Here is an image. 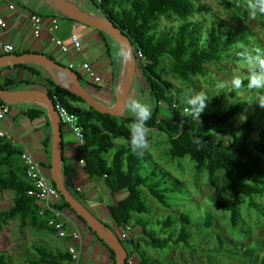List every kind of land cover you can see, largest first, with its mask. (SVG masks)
I'll use <instances>...</instances> for the list:
<instances>
[{
	"label": "trees",
	"instance_id": "trees-1",
	"mask_svg": "<svg viewBox=\"0 0 264 264\" xmlns=\"http://www.w3.org/2000/svg\"><path fill=\"white\" fill-rule=\"evenodd\" d=\"M91 1L97 4L108 22L116 25L129 37L136 55L141 53L144 57L139 67L146 80L148 92L155 102L147 127L149 130L155 129L164 133L170 146L166 152L167 156L172 160L189 158L194 163L196 176L207 175L208 185H215L218 174L225 175L226 185L222 191L225 195H230V201H213V203L222 213L229 215L233 230L244 233L241 221L244 199L249 202L250 208L259 212L263 210L256 203L257 198L264 197V166L261 162V157H264V119L258 121L263 107L258 103L254 104L255 113L246 118L238 131L231 130L232 140L229 144H225L223 139L216 142L215 136L221 135L244 112V102H237L220 110L217 107L223 102L222 98L212 108L206 106L200 121L190 119L184 115V109L190 107L184 103V99L188 96L180 94L171 83L161 79L156 69L162 67L164 61H170L171 70L181 78L203 74L206 65L219 63L230 48L239 41H244L239 38L243 39L246 35L242 31L231 30L224 35L222 24L217 22V27L206 30L202 38V33L197 27L184 23L178 29L175 48L170 49L167 42L154 41L156 21L169 13L181 19L188 18L195 11L190 0H129V4L128 0ZM191 26L193 28L190 34ZM200 43L201 47H199ZM195 47L198 49L193 51ZM11 68H25V65L11 66ZM29 71L33 75H40L35 70L29 69ZM78 76L82 83V77ZM242 82L243 86L240 89L235 87L232 89L230 98H235L240 90L247 87V80ZM17 83L20 84L8 78L0 87L3 90H11V87ZM45 87L55 104L65 107L79 119L85 144L79 147L77 157L79 161H86L87 174L93 179L104 178L112 194L128 192L125 200L110 207V213L120 228L131 226L134 230L129 240L122 241L128 251V259L131 249L138 255L137 264H164L149 256L144 247L160 252L176 247L190 250L193 218L184 212H181L179 217L172 215L173 212L170 211L176 204L170 201L173 192L168 186L166 177L159 178L156 172L147 176L142 175L144 155L137 156L131 151L128 125L135 116L131 117L124 113L122 117H114L97 112L88 107L82 98L58 85L51 77L46 79ZM0 103L5 104L1 100ZM160 103L164 104L170 113V118L167 120L160 116ZM79 105L86 108L83 109ZM28 115L34 119L42 116L43 113L30 112ZM64 127L63 125L62 129ZM121 139L128 142L129 146L118 145L117 141ZM0 150L5 154L3 164L10 167L5 172L0 171V194L10 191L16 195L14 207L0 213V226L19 217L23 225L30 221L38 230L56 234L55 230L49 227L52 214L41 215V205L34 197L28 195L31 184L27 179L26 168L20 162L22 151L4 138H0ZM52 185L56 188L53 181ZM145 189L154 201L169 211L163 214V219L159 217L156 220L151 215V206L143 202L142 194ZM57 208L67 209L77 216L64 197ZM78 218L87 226L82 218ZM214 223L215 213L209 210L203 228L210 229ZM136 228H140L142 232L135 233ZM219 241L221 248L226 249L225 240L219 237ZM36 250L40 258L31 264H61L70 258L68 251L53 254L40 247ZM0 264L13 263L5 254L0 253ZM260 264H264V256Z\"/></svg>",
	"mask_w": 264,
	"mask_h": 264
},
{
	"label": "rangeland",
	"instance_id": "rangeland-1",
	"mask_svg": "<svg viewBox=\"0 0 264 264\" xmlns=\"http://www.w3.org/2000/svg\"><path fill=\"white\" fill-rule=\"evenodd\" d=\"M127 3L129 4L130 1L128 0ZM248 3L249 0H190L192 8L195 9L191 16L181 19L169 13L156 21L153 33L155 42L163 40L168 43L170 49L175 48L178 29L184 23L197 27L202 33V38L206 30L217 27V22L222 24L224 35H227L230 30L242 31L246 35L243 39L239 38L244 41H239L237 45L230 48L219 63L206 65L203 74L190 75L186 79L181 78L171 70L172 62L170 61H164V65L156 69L161 79L171 83L180 94L188 96L184 99L185 104L189 98L199 93L209 97L207 106L211 108L223 98V102L217 107L220 110L237 102H244L245 110L241 116L235 119L221 135L215 136L216 142L223 139L225 144H229L232 140L231 130L238 131L246 118L255 113L254 104L258 103L257 97L264 94V90L245 87L236 94L235 98L229 97L234 88L231 84L232 77L235 75L242 81L247 80L251 72L245 59H241L242 56L264 53V15L257 13L255 17L251 16ZM187 34L189 35L188 32ZM194 49L198 48H193V51ZM141 75L143 76L142 70L138 67L135 88L139 86L141 92L146 94L147 83L143 76L146 85H141ZM57 79L59 80V75ZM147 103L152 105V102ZM161 107L164 108L163 113H168L164 104ZM127 115L134 116L130 111ZM166 115L170 118V114ZM263 119L264 107L261 109L258 121ZM73 136L76 139L74 134ZM148 141L149 147L144 153L145 164L141 174L147 176L149 173L156 172L159 178L166 177L168 186L173 192L170 201L176 204L170 212H173L172 215L176 217H179L181 212L190 215L194 220V226L191 228L192 248L190 250L176 247L160 252L144 247L146 253L164 264H260L264 256V197L256 199V203L263 208L261 212L250 208L249 202L244 199L241 221L245 232L235 231L232 229L229 215L222 213L213 203V201H230V195H225L222 191L226 185L225 175L218 174L215 185L210 186L207 183L206 174L196 176L194 163L189 158L172 160L167 156L166 152L170 146L164 133L152 131L148 134ZM124 145L129 146V143L124 141ZM4 158L5 154L0 150L1 172L10 168L3 164ZM261 162L264 166V157H261ZM49 183L52 184V181ZM142 195L143 202L151 206V215L156 220L159 217L163 219V214L169 212L154 201L146 189ZM15 198L14 192L1 193L0 213L14 207ZM209 210L215 213V223L210 229H204L203 222ZM141 232L140 228L135 229V233ZM219 237L225 240L226 249L221 248ZM64 243V240H60L56 234L38 230L30 221L23 225L19 217L0 226V253L5 254L13 264H31L37 261L40 258L36 250L38 247L53 254L64 253ZM137 260L139 262L138 255Z\"/></svg>",
	"mask_w": 264,
	"mask_h": 264
},
{
	"label": "crops",
	"instance_id": "crops-1",
	"mask_svg": "<svg viewBox=\"0 0 264 264\" xmlns=\"http://www.w3.org/2000/svg\"><path fill=\"white\" fill-rule=\"evenodd\" d=\"M67 1L77 5L87 16L107 21L93 1ZM32 15H39L45 21L44 29L39 37L34 34L30 20ZM0 17L7 23L6 29L0 32L3 41L15 48L13 53L7 54L4 52L3 45L0 44V58L9 55L24 56L33 54L52 58V60L67 68L74 64L75 69L73 71L82 77L84 82H82V85L99 103L109 108L116 105L118 95L125 84L128 73L124 48L116 38L106 32L78 22L73 18L71 11L55 0H0ZM52 18H58L60 21V29L55 33V36L71 47L72 51L68 54L62 53L55 45L53 35L48 30ZM74 34L79 36L82 44V49L79 52L74 50L71 44V37ZM83 64H89L103 79V83L100 85L94 84L82 70ZM23 65H25V68L20 69L11 68L7 65L1 66L0 85H3L4 80L9 78L20 82V84L13 85L11 90L8 91L37 90L48 93L45 87L46 79L51 77L58 85L61 80L65 79L61 77L59 72L49 70L38 64L26 63ZM29 69L35 70L40 75H33ZM57 75H59V80ZM141 77V85H146L142 75ZM136 79L137 75L128 98H135L146 103L152 102V105H150L152 111L155 102L152 100L147 88L146 94L143 91L141 92L139 86L135 88ZM2 106L9 108L6 119L0 122V130L7 136L5 139L13 143L15 148L21 150L22 153L29 152L34 156L41 163L48 181H53L54 127L46 104L40 100H17L3 105L0 103V108ZM79 106L83 109L86 108L83 105ZM163 111L164 108L160 107L161 118L168 119L166 114H170L169 111L166 114ZM30 112L32 114L41 112L43 115L33 119L28 115ZM127 112L125 110V113ZM62 131L64 146L62 177L67 190L103 222L109 231L120 238L122 228L113 219L110 207L116 206L120 201L125 200L128 197V192L123 191L112 194L105 185L104 178H91L85 168L79 164L77 140L69 128L64 127ZM152 131L157 130H149V133ZM124 141L123 139L118 140L117 144L124 145ZM20 161L24 165L21 158ZM67 211L68 218L71 221L67 226L69 232L78 229L82 234L81 264H118L115 251L101 240L94 231L89 230L75 214L69 210ZM60 240L65 242V251H68L69 247L74 245L71 239Z\"/></svg>",
	"mask_w": 264,
	"mask_h": 264
},
{
	"label": "water",
	"instance_id": "water-1",
	"mask_svg": "<svg viewBox=\"0 0 264 264\" xmlns=\"http://www.w3.org/2000/svg\"><path fill=\"white\" fill-rule=\"evenodd\" d=\"M62 6L71 11L72 16L78 22L85 25L96 28L100 31L110 34L116 38L122 47L124 48L127 63H128V73L125 84L118 95L117 103L113 108L105 107L99 103L91 93L82 85L78 73L74 72L70 68L60 65L56 61L44 57L41 55L27 54L24 56H5L0 58V67L3 65H21L26 63L38 64L40 66L46 67L49 70H54L59 72L61 77L70 81L71 86H66L59 82V85L66 88L70 92L76 94L78 97L82 98L86 105L93 108L97 112L102 114H109L114 117H122L125 113L124 101L128 98L137 73V68L139 67L137 55L135 53L134 47L131 40L123 31L116 25L108 22L92 18L87 16L80 8L68 2L67 0H55ZM0 100L5 103H10L17 100H40L46 104L48 108L50 118L53 122L54 135H53V163H52V178L56 185V188L64 197L65 201L71 206L72 210L75 211L78 217L82 218L87 226L94 231L98 237L103 240L108 246H110L113 251L117 254L118 264H127L128 261V251L123 245L122 241L113 232L109 231L103 222H101L96 216L93 215L80 201L77 200L70 191L67 190L63 177H62V163H63V131L60 115L56 109L54 100L49 96L47 92L37 91V90H21V91H8L0 88Z\"/></svg>",
	"mask_w": 264,
	"mask_h": 264
},
{
	"label": "built area",
	"instance_id": "built-area-1",
	"mask_svg": "<svg viewBox=\"0 0 264 264\" xmlns=\"http://www.w3.org/2000/svg\"><path fill=\"white\" fill-rule=\"evenodd\" d=\"M30 20L35 36L39 37L42 30L44 29V19L39 15H32ZM49 24L48 30L53 35V41L55 45L61 50L62 53H70L72 51L71 47L63 40L55 36V33L60 29L59 19L52 18ZM6 27V21L0 17V32L6 29ZM0 44L3 45L4 52L7 54L13 53L15 51L13 45L4 43L1 33ZM71 44L74 50L78 52L81 51L82 44L77 34H74L71 37ZM137 59L138 64L140 65L141 61L144 60V57L141 53H139L137 55ZM81 68L94 84L100 85L103 83V79L98 76L96 71L89 64H83ZM70 69L74 70L75 65L72 64ZM55 105L60 115L62 126L64 125L65 127L69 128L72 134L75 135L78 147L84 146L85 139L83 136V129L79 124V119L77 116L72 115L65 107L59 104ZM160 105L162 106L163 104L160 103ZM8 113L9 108L7 106H2L0 108V122L6 119ZM0 138H7L6 134L1 130ZM21 160L26 168L27 179L31 184L28 195L34 197L41 204V215H45L47 213L52 214V218L49 220V227L55 230L57 236L60 239H71L74 242V245L70 246L68 249L70 258L61 264H81L83 248L82 234L78 229H74L72 232H69V228L67 226L71 221L68 218V211L57 208L62 203L63 196L57 188L49 183L46 175L43 172L41 163L34 156H32L29 152H24L21 156ZM79 164L83 168L86 167L85 160H80ZM133 232L134 230L131 226L122 228V232L120 234L121 241L125 242L129 240ZM128 263H138L137 255L134 254L131 249L129 250Z\"/></svg>",
	"mask_w": 264,
	"mask_h": 264
},
{
	"label": "clouds",
	"instance_id": "clouds-1",
	"mask_svg": "<svg viewBox=\"0 0 264 264\" xmlns=\"http://www.w3.org/2000/svg\"><path fill=\"white\" fill-rule=\"evenodd\" d=\"M248 9L250 15L255 17L257 13L264 15V0H249ZM249 65L251 72L247 78L248 89L264 90V53L242 56ZM232 86L240 89L243 86L239 76H233ZM223 86V85H221ZM209 97L202 93L196 94L187 100L190 107L184 109V115L193 120H199L206 110ZM257 102L264 107V94L257 97ZM124 109L134 114L135 119L128 125L130 133L131 151L137 156H143L149 147L147 122L151 119L152 111L148 103L135 98H125Z\"/></svg>",
	"mask_w": 264,
	"mask_h": 264
},
{
	"label": "bare ground",
	"instance_id": "bare-ground-1",
	"mask_svg": "<svg viewBox=\"0 0 264 264\" xmlns=\"http://www.w3.org/2000/svg\"><path fill=\"white\" fill-rule=\"evenodd\" d=\"M61 82H62L64 85H66V86H71V83H70V81H68V80L63 79V80H61Z\"/></svg>",
	"mask_w": 264,
	"mask_h": 264
}]
</instances>
